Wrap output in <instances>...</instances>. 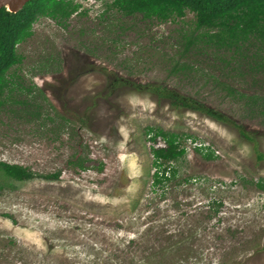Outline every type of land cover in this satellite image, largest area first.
Masks as SVG:
<instances>
[{
  "label": "rangeland",
  "instance_id": "374dc122",
  "mask_svg": "<svg viewBox=\"0 0 264 264\" xmlns=\"http://www.w3.org/2000/svg\"><path fill=\"white\" fill-rule=\"evenodd\" d=\"M72 3L36 20L0 96V163L35 173L0 171V264H264V43L210 45L191 12ZM149 128L191 136L161 198Z\"/></svg>",
  "mask_w": 264,
  "mask_h": 264
},
{
  "label": "trees",
  "instance_id": "16d2710c",
  "mask_svg": "<svg viewBox=\"0 0 264 264\" xmlns=\"http://www.w3.org/2000/svg\"><path fill=\"white\" fill-rule=\"evenodd\" d=\"M111 6L125 15L140 13L144 18H156L160 21L184 17L187 12H191L195 17L196 30H204L199 38L205 39L213 46L231 47L251 39L264 43V0H112ZM78 7L79 5L72 3V0H30L17 12H10L5 7L0 9V96L9 85V70L23 59L22 55L17 53V45L32 35L33 24L36 20L42 16L59 20L66 19ZM148 89L161 93L162 96H169L173 99L172 104L177 107L192 110L205 108V112L217 121L229 120L225 114L211 110L204 105L196 107L189 100L174 96L163 86L153 85ZM229 91L232 92L233 89ZM251 99L255 100L256 97L252 96ZM238 128L243 137L253 139L240 126ZM147 134L153 141L161 137L166 142L163 147H152L154 165H162L169 160H176L183 156L185 146L180 148L179 145L182 140L185 141L191 137L189 135L180 137L176 133L151 128L147 130ZM197 149L205 159L212 158L213 152H205L202 150L203 147ZM258 156L263 157L260 153ZM158 160L161 162L157 163ZM83 162L84 160H80L77 165L85 168ZM0 171L5 176L20 181L29 180L35 176V173L29 169L16 164L0 163ZM175 172L173 171V176ZM154 176L156 182L163 180L157 174ZM42 177L57 179L58 173L45 174ZM258 186L264 189V180Z\"/></svg>",
  "mask_w": 264,
  "mask_h": 264
},
{
  "label": "built area",
  "instance_id": "2783aa9c",
  "mask_svg": "<svg viewBox=\"0 0 264 264\" xmlns=\"http://www.w3.org/2000/svg\"><path fill=\"white\" fill-rule=\"evenodd\" d=\"M190 140V139H188ZM161 140L158 141L157 143H153L154 147L157 148V144H160ZM161 147L165 146L164 143L160 144ZM184 145L180 144L179 147H183ZM200 146V145H199ZM198 145H193L194 150L199 148ZM203 150V149H202ZM205 152L207 149L204 150ZM187 153L186 146H185V152L184 154ZM179 159H182V156L179 157L178 159L174 160H169L168 162H165L162 165H154V170L152 171V180L150 181V187H151V192L157 194L160 198L164 196H169L171 192V186L173 185L172 182L173 180L178 176V168L174 165V163L179 162ZM161 161L158 160L157 163H160ZM173 171L176 173L175 176H173ZM155 174L158 175L159 178L163 179L161 182H156ZM197 180L200 177H196ZM189 180V179H188ZM196 181V179H193ZM172 184V185H171Z\"/></svg>",
  "mask_w": 264,
  "mask_h": 264
},
{
  "label": "water",
  "instance_id": "95a60500",
  "mask_svg": "<svg viewBox=\"0 0 264 264\" xmlns=\"http://www.w3.org/2000/svg\"><path fill=\"white\" fill-rule=\"evenodd\" d=\"M30 0H0V9L5 7L10 12H17Z\"/></svg>",
  "mask_w": 264,
  "mask_h": 264
},
{
  "label": "clouds",
  "instance_id": "9594fccd",
  "mask_svg": "<svg viewBox=\"0 0 264 264\" xmlns=\"http://www.w3.org/2000/svg\"><path fill=\"white\" fill-rule=\"evenodd\" d=\"M147 135H148V134H147ZM148 137L150 138L149 140H150L151 142H153V143H157V142L159 141V139H157V138H159V137L155 138L154 141L151 139L150 135H148ZM162 139H163V138H162ZM163 140H164V139H163ZM164 142H165V141H164ZM165 145H166V142H165Z\"/></svg>",
  "mask_w": 264,
  "mask_h": 264
}]
</instances>
